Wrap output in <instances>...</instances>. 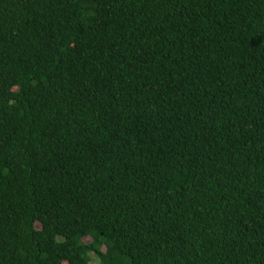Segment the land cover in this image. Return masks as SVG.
Listing matches in <instances>:
<instances>
[{"label": "trees", "instance_id": "trees-1", "mask_svg": "<svg viewBox=\"0 0 264 264\" xmlns=\"http://www.w3.org/2000/svg\"><path fill=\"white\" fill-rule=\"evenodd\" d=\"M93 258L264 264V0H0V264Z\"/></svg>", "mask_w": 264, "mask_h": 264}, {"label": "rangeland", "instance_id": "rangeland-1", "mask_svg": "<svg viewBox=\"0 0 264 264\" xmlns=\"http://www.w3.org/2000/svg\"><path fill=\"white\" fill-rule=\"evenodd\" d=\"M90 239H85L84 242L85 243H90ZM102 251H104V248H102ZM92 264H100L99 260L97 258H93Z\"/></svg>", "mask_w": 264, "mask_h": 264}]
</instances>
